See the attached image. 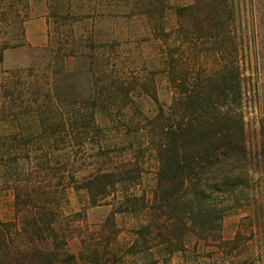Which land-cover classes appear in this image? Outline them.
<instances>
[{
	"label": "trees",
	"instance_id": "1",
	"mask_svg": "<svg viewBox=\"0 0 264 264\" xmlns=\"http://www.w3.org/2000/svg\"><path fill=\"white\" fill-rule=\"evenodd\" d=\"M24 1L29 7V0ZM156 1L159 3L152 0L146 6L145 13L159 10L163 18L170 6L167 0ZM239 3L240 0H193L192 4L174 7L180 22L175 31V38L180 39L178 44L198 45L197 40L200 43L202 40V49L206 55L211 54L215 64L210 68L202 66L198 57V66L180 70L174 66V56L169 54L164 69L175 90L169 105L159 101L155 87L140 85L139 92L156 109L149 114L138 105L140 118L135 129L143 140L139 151L154 155V184L149 195L120 191L119 205L106 217L99 231L101 236L95 240L93 233L89 236L82 230L87 217L83 209L66 213L61 208L65 195L62 182L67 179L65 185L84 190L89 204L94 206L98 194H107L110 186L131 178L133 183L136 177L131 174L138 167L124 163L116 171L96 168L81 183L74 172H69L60 175L62 182L55 184L48 179V170L54 169L49 155L61 149L59 142L68 137L69 131L72 134L85 131L82 124L95 133L108 129L111 109L123 110L129 104L123 102L122 107V103L107 104L99 101L95 92L87 109L77 100L66 99L61 84L67 74L64 59L77 55L80 46L72 41L67 51L54 35H49L47 48L52 59L46 66L31 67L26 78L20 71L5 69V51L27 44L24 24L28 11L17 10L15 0H0V93L4 89V98L13 93V135L1 134L0 165L13 156V162L19 166L20 160L34 166L27 174L21 168L17 177H13L14 219L0 220V264H126L123 255L136 254V245L120 254L112 248L121 232L117 214L125 213L143 218L134 232L137 241L143 239L146 252L151 253L149 261L154 260L151 264L160 263L154 250L159 248L169 257L184 250L189 237L217 250L229 248L233 252L240 246V231L232 240L223 238V220L243 204L250 205L258 195L252 184L255 176L264 182V124L260 128L259 146L250 149L242 110L246 70L240 63L239 46L242 50L243 44L235 42L231 30ZM52 16L56 17V12ZM12 22L17 31L14 37L7 31ZM161 29L163 32V24ZM118 84L123 86V82ZM8 87L13 91H7ZM130 93L126 89L123 96L133 105ZM103 110L109 112L105 121L98 119ZM25 116L30 123L23 127ZM80 132L73 138H78ZM69 163L65 161L63 166L67 168ZM260 196L264 215V187ZM75 235L83 244L79 257L68 246Z\"/></svg>",
	"mask_w": 264,
	"mask_h": 264
},
{
	"label": "rangeland",
	"instance_id": "2",
	"mask_svg": "<svg viewBox=\"0 0 264 264\" xmlns=\"http://www.w3.org/2000/svg\"><path fill=\"white\" fill-rule=\"evenodd\" d=\"M151 1L29 0L27 7L24 0H15L17 10L22 13L28 11L25 24L38 19L45 21L47 37L42 44L35 45L27 40L24 46L8 48L4 55L5 69L20 71L26 78L31 67L46 66L52 59L47 48L49 35H54L56 39H61L60 42L65 45L67 51L70 49L69 43L75 41L82 52L79 50L77 55L66 56L64 59L67 74L61 80V84L66 99L77 100L79 105L87 109L91 106V101L88 100L95 92L97 99L104 100L107 104L122 103L121 107L123 102L129 104L123 110L111 109L112 121L109 120L111 124L108 129L95 133L90 126L82 124L86 129L76 131L80 132L78 138H73L76 133L72 134L69 131L68 137L59 142L58 147L61 149L54 155H49V158L52 157L51 165L54 169L52 172L48 170V179H52L55 184L58 181L62 182L60 175L64 176L69 172H74L81 183L96 168H110L109 170L116 171L124 163L138 167L139 175L136 174L137 170L131 174L136 177L133 183L130 181L131 178L117 183V186H110L107 194L105 192L98 194L96 198L98 203L94 206L89 204L84 190H75L73 186L65 185L67 179L62 182L65 186V195L60 204L61 208L66 213L83 209L87 217L86 222L82 223V230L89 236L93 233L95 240L101 236L99 231L106 217L119 205L120 191L141 196L144 192L148 194L154 184L156 163L154 155L150 151H146L145 154L139 151L143 140L140 132L135 129L140 118L138 105L149 114H153L156 109L154 103L139 92L140 85L144 83L151 89L152 86L155 87L159 101L169 105L175 95L164 69L169 54L174 56V66L180 70L187 67L192 70L194 65L198 66L197 63H200L198 57L202 60V66L210 68L215 64L211 54L206 55V51L202 49V40L201 43L197 40L198 45H194L193 42L179 45L180 39L175 38V31L180 22L174 7L192 4L193 0H167L170 7L165 10L163 18L159 10H152L150 14L145 13L146 6ZM154 2L159 3L156 0ZM239 4L240 9L237 8L231 30L235 42L243 44L242 50L239 46L240 63L246 70L242 110L247 144L254 150L259 146L260 128L264 124V0H240ZM53 12H56V17L52 16ZM193 28H190L191 32ZM58 29L60 33H57ZM8 30L11 37L16 35L13 22L7 27ZM118 82H123V86ZM126 89L131 92L130 99L135 101L134 106L123 96ZM6 90L13 91V88L8 87ZM3 91L4 89L0 93V137L3 132L13 135V93L9 92L4 98ZM107 116L109 117V112L103 110L98 114L100 117L98 119L102 118L105 121ZM23 122V127L30 123L27 116ZM16 129L18 127L14 128ZM86 131L88 133H85ZM21 142L22 140L19 144ZM9 145L13 150V141H10ZM65 151L71 153L68 155ZM20 161L21 167L13 162L12 156L10 160L0 165L2 221L14 219L13 177H17L21 168L26 174L34 170L33 163ZM65 161H70L67 168L63 166ZM252 180L258 195L251 200L250 205L243 204L244 206L233 210L223 220L222 235L225 240H232L239 231L241 232L238 248L233 252H230L229 248L217 250L215 247H206L195 237H189L184 250L177 251L169 257L159 251V248L154 250V257L158 259L159 264H264V215L263 207L259 205L262 201L260 195L264 182L257 180L256 176ZM255 191L256 189L254 193ZM142 221L143 218L135 213L117 214L121 232L112 248L119 254L132 245H136L137 250L136 254L123 255L126 264L154 262L149 261V258H152L151 253L146 252L143 239L137 241L134 232ZM68 246L79 257L83 249L81 238L73 236Z\"/></svg>",
	"mask_w": 264,
	"mask_h": 264
},
{
	"label": "crops",
	"instance_id": "3",
	"mask_svg": "<svg viewBox=\"0 0 264 264\" xmlns=\"http://www.w3.org/2000/svg\"><path fill=\"white\" fill-rule=\"evenodd\" d=\"M27 40L32 44H42L47 37V27L43 19L29 21L25 24Z\"/></svg>",
	"mask_w": 264,
	"mask_h": 264
}]
</instances>
